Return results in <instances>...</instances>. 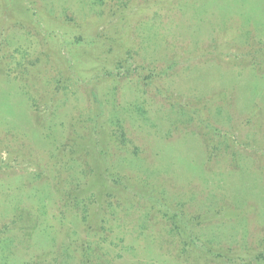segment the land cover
Returning a JSON list of instances; mask_svg holds the SVG:
<instances>
[{"label":"rangeland","instance_id":"374dc122","mask_svg":"<svg viewBox=\"0 0 264 264\" xmlns=\"http://www.w3.org/2000/svg\"><path fill=\"white\" fill-rule=\"evenodd\" d=\"M0 264H264V0H0Z\"/></svg>","mask_w":264,"mask_h":264}]
</instances>
